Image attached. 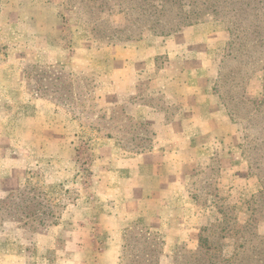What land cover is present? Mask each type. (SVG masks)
Masks as SVG:
<instances>
[{"label": "rangeland", "instance_id": "rangeland-1", "mask_svg": "<svg viewBox=\"0 0 264 264\" xmlns=\"http://www.w3.org/2000/svg\"><path fill=\"white\" fill-rule=\"evenodd\" d=\"M47 1L61 21V41L34 38L24 43L26 57H9L10 44L22 41L6 39L0 32V200L15 199L26 191L28 197L43 203H35L34 209L50 213L46 224L41 225L35 217L3 220L0 211V264H150L142 257L145 246L136 240L135 233L123 259L124 235L136 223L141 230L157 233L163 240L164 237L152 229L153 218L145 215L152 203L147 194L137 201L144 210L132 202L134 195L128 190L127 178L130 169L115 166L121 159L151 151L159 136L153 123L136 120L127 113L128 103L100 101L98 87L107 73L80 69L93 63L100 66V72L110 71L107 92L116 94L113 99L119 100L124 75L118 68L124 60H130L133 71L144 70V90L129 100L165 112L172 143L186 145L182 132L188 124V120H181L188 106L181 100L167 99L163 92L177 82L202 83L196 88L209 83L213 90L219 85L240 118L235 122L231 119L235 124L218 130L217 135L207 131L189 137L193 145L207 149L194 165L187 190L196 203V212L206 217L201 229L208 238L206 245L218 257L216 264H249L245 256L251 252V245L264 244L253 239L238 249L239 255L235 253L236 246L244 244L252 231L264 234V72L258 70L250 79L228 74L236 67L227 63L238 45L234 38L243 32L230 34L224 22L207 16L167 36L146 31L141 39L107 43L103 35L109 27L121 28L126 23L116 8L104 10L100 25L86 24L77 19L72 6L78 0ZM33 8L31 5L28 10L46 22L48 11ZM1 10L0 0V13ZM20 17V23L10 24L14 38L24 34L21 22L25 20ZM7 27L0 16V29ZM29 30L33 31L34 26ZM59 45L64 48L63 61L41 59L40 47L51 50ZM77 51L88 56L77 58ZM21 61L20 73L15 67ZM225 61L227 68L218 82ZM243 63L239 62L240 67L246 66ZM18 76L26 99L12 103L6 97L18 88ZM214 93L228 111L224 99L215 90ZM216 109L213 105L214 112ZM250 114L252 118L242 120ZM38 117L44 120L39 122ZM196 130L190 133H198ZM207 150V159H203ZM247 171L255 182H244ZM147 172L152 169L149 167ZM235 179L243 182L232 184ZM151 181L150 177L143 179L141 187L150 190ZM181 214L176 217L182 223L190 221L185 212ZM199 245L200 241L193 247L178 244L170 253L162 245L161 256L167 258L159 264H174V256L184 253V249H178L180 246L195 251Z\"/></svg>", "mask_w": 264, "mask_h": 264}, {"label": "crops", "instance_id": "crops-1", "mask_svg": "<svg viewBox=\"0 0 264 264\" xmlns=\"http://www.w3.org/2000/svg\"><path fill=\"white\" fill-rule=\"evenodd\" d=\"M1 1L2 10L0 16L2 20L7 22L8 27L5 30L0 29V32H2L6 39L12 37V39L22 41L10 44L8 50L9 57L16 54L26 57L27 50L25 49L26 47L24 48V43L25 41L34 38L39 37L41 39H52L57 42L61 41L58 35L60 32L59 27L61 21L56 14V9L55 11H52L48 6L50 3H47V0ZM31 5L34 6L33 10H35V8H40L42 11H48L46 22L38 19L35 13L28 10ZM45 5L49 8L43 7ZM19 15L22 16L20 18L25 20V22H21L24 34L21 38H14L11 35L14 33L11 32L12 28L10 24L16 22L20 23L18 22ZM32 25L34 26L33 31L29 30V27ZM50 35H53L54 37H51ZM40 49H42L40 52L41 59H49L56 63L64 60V48L61 45L56 46L55 49L51 50L47 47H40ZM127 51L130 52L129 50ZM72 53H68V56ZM86 54L87 53L85 52L77 51V58L78 55L84 58V56H88ZM89 58H91V56ZM88 60L92 62L91 59ZM30 61H33V59ZM129 61L130 60H124L123 65L118 68L120 74L124 75L123 91L117 95L118 97H122V99L119 100L113 99L116 94L107 92L108 83H106V80L111 77H109L108 74L110 71L104 70L103 72H100V66L94 65L93 63H87L85 67H81L80 69L96 71L98 74L102 73V75L103 73H107L100 79L102 84L98 87V94L100 96L98 97L102 103H128L126 111L132 116V118L153 123L156 135L159 136L154 148L147 153L141 154L137 158L121 159L118 161L119 163L115 168L130 169V176H127L129 184L128 190L134 195V199L131 200L132 202L136 201L137 209L144 210V206H140L138 202L140 199H143L145 196L144 194L150 195V197L147 195L146 197L147 199L150 198L152 201L150 205L151 209L145 215L153 218L152 229L163 235L166 248L165 252L170 253L174 247L182 243L193 247L199 243L201 227L204 225L206 217L203 213L196 212V203L188 195L187 185L190 174L194 169V165H198L200 158L202 157V152L207 148L204 145H193V139H189V137L191 135H193V137L203 135L207 131H209L208 133L214 132L213 134L217 135L218 130L221 131L230 124L235 123L232 122L228 111H226L220 98L214 93L213 87L209 83H207L206 86L196 88L195 85H201L202 83L192 81L185 85L183 82H177L176 85H170L172 88L165 87L163 92L166 93L165 95L167 99H178L188 106L185 116L181 117V120L183 121L188 120V124L186 126L183 125L182 132L186 145L180 146L178 143H172V141L168 139V135H171V127L168 123L166 113L154 110L152 107L137 102L136 100H129V97L132 95L137 96L142 93V90H144L141 83L144 76V70L140 68L133 71L134 65L130 64ZM15 68H18L17 70L21 73L23 62H19ZM18 78L20 79L18 82V88L12 91L11 96L6 97L12 103L22 102L26 99L23 91V81L19 76ZM192 86L195 87L193 91L191 89L193 88ZM148 92L152 94V92ZM213 105L217 108L216 112L213 110ZM37 119L39 122L44 120L41 117H38ZM207 126H210L209 130L201 131L202 128H206ZM193 129H197L199 132L190 133V130ZM207 152L208 150L203 154V159H207ZM189 154H193V157L187 159ZM149 167L152 169V172L148 173L147 169H149ZM148 174H150V176ZM147 177L152 179L150 190L141 187L142 180ZM236 181L238 182L240 180L235 179L231 183L234 184ZM245 181L255 182L248 171L244 178V182ZM240 182H243V180ZM181 212H185L186 217H190V221L185 222V220V223H182L180 217H176L178 214L183 216ZM161 258L160 263H163L167 257L161 256Z\"/></svg>", "mask_w": 264, "mask_h": 264}, {"label": "trees", "instance_id": "trees-1", "mask_svg": "<svg viewBox=\"0 0 264 264\" xmlns=\"http://www.w3.org/2000/svg\"><path fill=\"white\" fill-rule=\"evenodd\" d=\"M70 2L68 1L69 4ZM72 6L77 19L86 24L100 25L103 21L101 14L106 8H116L119 13H122L126 20L125 26L121 28L110 26L109 32L103 35V38H106L105 42L114 44L141 39L146 31L157 36H167L179 32L186 26L197 24L207 16L215 17L226 24L230 34L233 31L243 32L241 36L234 38L238 45L229 54L227 63L230 62L229 64L236 67L230 69L228 74L233 76L242 74L245 78L250 79L258 70L264 72V0H78V4ZM258 49L260 51H257ZM241 61H244L245 67H240L239 62ZM223 64L219 72L218 82L224 76V71L227 68L225 66L226 61ZM26 74H29L27 69ZM214 90L224 99V104L233 122L240 120L237 118L235 110L225 100V95L220 90L219 85L216 84ZM252 117L253 115L250 114L241 119L248 120ZM138 151L140 150L138 149ZM35 203L43 204L36 197H28L26 191L21 192L15 199L8 197L5 200H0L1 218L13 220L35 217L39 224L44 225L46 224L45 221L49 219L47 215L50 213L34 209ZM138 224L132 226L124 235L123 259L127 252L129 239L136 234V240L143 243V247L145 246L142 248V257L145 259V263L159 264L163 251L160 247L164 245V240L157 233L148 229L141 230ZM204 231L205 229H201L200 245L197 250L192 251L183 246L178 247V249H184V253H178L179 255L174 256V264L217 263L218 257L212 254L210 246L206 245L208 238L203 236ZM250 236L246 237L244 244L236 246V256L240 253L238 249L243 247L246 242L249 243L255 239L260 245L264 244V234L252 231ZM251 247V252L245 256L247 258L245 263L263 264L264 247H256L254 243ZM155 257L158 258L155 259Z\"/></svg>", "mask_w": 264, "mask_h": 264}]
</instances>
